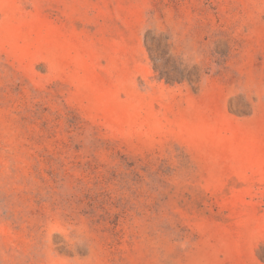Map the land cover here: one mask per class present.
I'll return each mask as SVG.
<instances>
[{
    "label": "rangeland",
    "instance_id": "rangeland-1",
    "mask_svg": "<svg viewBox=\"0 0 264 264\" xmlns=\"http://www.w3.org/2000/svg\"><path fill=\"white\" fill-rule=\"evenodd\" d=\"M0 264H264V0H0Z\"/></svg>",
    "mask_w": 264,
    "mask_h": 264
}]
</instances>
